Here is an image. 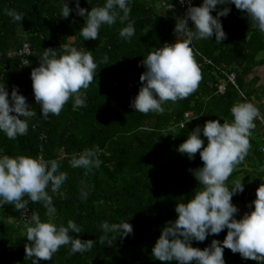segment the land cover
I'll use <instances>...</instances> for the list:
<instances>
[{
	"label": "trees",
	"instance_id": "1",
	"mask_svg": "<svg viewBox=\"0 0 264 264\" xmlns=\"http://www.w3.org/2000/svg\"><path fill=\"white\" fill-rule=\"evenodd\" d=\"M174 1L130 0L128 21L102 25L98 39L84 40L80 34L83 17L73 11L69 17L62 18L63 0H0V52L4 55L0 59V82L4 81L9 93L16 86L26 100L28 94L34 98L30 72L39 65L45 48L62 54L64 45L70 44L78 50L90 51L98 64L96 78L87 90H81L87 97L85 107L74 108V99H70L58 116L44 118L34 99L31 110L37 115L28 118L26 135L10 140L0 132V150L4 154L58 159L61 170L68 174L61 189L66 199L48 189L56 209L51 217L42 203H32L31 208L42 221L57 225L75 221L83 229L78 234L82 240L97 242L103 221H128L133 226L132 234L126 238L118 236L111 246L97 242L91 251L76 254H69V247L62 246L51 260H41L40 264H177L156 260L151 253L162 226L175 219L176 203L190 198L194 189L200 187L190 171L202 166L199 153L190 160L177 147L196 126L202 127L211 119H219L221 123L230 121L234 103L251 102L246 78L263 62L259 55L264 53V33L234 4L228 5L231 11L220 17L226 38L218 43L213 35L208 40H193L192 45L215 66L235 72L236 86L228 84L223 94L217 93L216 68L199 66L201 58L193 51L201 74L196 90L186 99L165 103L162 113L136 112L130 102L141 85L139 76L145 70L143 57L153 47L175 42L173 30L181 12L166 10L161 5ZM201 2L195 0L194 5ZM79 3L90 9L103 5L104 0H90V4L79 0ZM69 6L74 9L75 0H69ZM6 9L23 14L21 22H14L6 15ZM129 21L134 22L135 35L125 40L119 36V30ZM24 43H29L32 49L27 66H20L18 58H6L7 52L16 51ZM104 56L109 57L110 64L101 63ZM186 113H192L187 120ZM258 124L251 130L247 156L236 165L226 182L232 186L242 179L244 185L243 192L232 197L239 209L237 219L250 211L249 205L259 186L246 168L258 147L255 138ZM201 138L206 144L203 133ZM95 145L102 150L100 168L85 175V170L70 167L69 159L74 153ZM82 181L90 186L86 200L79 194ZM19 212L14 205L0 207V264H31L25 252V245L31 243L25 237L29 224L14 223ZM226 231L209 235L203 242L192 241V245L202 249L213 239L223 240ZM224 259L226 264H258L227 248Z\"/></svg>",
	"mask_w": 264,
	"mask_h": 264
},
{
	"label": "clouds",
	"instance_id": "2",
	"mask_svg": "<svg viewBox=\"0 0 264 264\" xmlns=\"http://www.w3.org/2000/svg\"><path fill=\"white\" fill-rule=\"evenodd\" d=\"M87 3L90 4V0ZM179 3L184 4L185 0H179ZM129 4L130 0H104L103 5L87 9L75 0L73 9L69 0H63L61 15L67 18L75 11L84 20L81 36L84 40H96L102 25L111 26L117 20L121 24L128 21ZM230 4H234L264 33V0H202L198 6L189 2L184 16L176 19L173 30L175 42L153 47L143 57L145 70L139 76L141 85L130 102L131 108L143 114L162 113L165 103L186 99L196 90L201 74L193 58L192 42L208 40L214 35L215 41L221 43L226 33L220 17L229 14ZM171 5L170 9L175 7ZM5 13L14 22L20 23L24 17L15 9H6ZM189 21L192 22L191 27ZM134 35V22L129 21L119 30V36L125 40ZM45 49L39 57V65L30 72L34 99L40 106L41 116H58L70 99H74V108L85 107L87 97L81 90L89 88L98 70L92 53L78 50L70 44L64 45L62 54H58L56 49ZM101 63L110 64L109 57L104 56ZM230 113V121L207 120L202 127L198 125L191 130L178 145L177 151L186 154L190 160L199 153L203 164L190 171L200 187L194 189L190 198L176 203L175 219L162 226L151 249L156 260L176 261L177 264H226L224 249L227 248L239 253L242 259L264 264V180L255 190L250 211L239 219L236 218L239 209L232 202V197L243 192L242 179L232 186L226 183L236 165L248 154L251 147L249 137L256 127L255 121L264 117L254 103L244 100L234 103ZM36 115L18 87L14 86L9 93L4 81L0 82V132L10 140L26 135L27 120ZM201 133L207 139L206 144ZM101 151L98 145L85 148L70 157L69 165L85 170L87 175L103 163ZM67 177L58 159L10 156L0 150V207L10 204L17 211H26L29 201L42 203L51 217L56 209L48 189L50 187L51 193L66 199L61 189ZM79 194L81 199L88 198L90 186L86 182H81ZM99 227L102 235L97 242L108 246L118 236L126 238L133 233V226L128 221H103ZM225 229L223 240L213 239L202 249L192 245V241L203 242L209 235L217 236ZM82 232L83 229L73 220L66 225H57L42 221L39 214H33L25 236L31 242L25 245L26 256L31 259V264H40L41 260H51L62 246L69 247V254L91 251L97 242L80 239L78 234Z\"/></svg>",
	"mask_w": 264,
	"mask_h": 264
},
{
	"label": "built area",
	"instance_id": "3",
	"mask_svg": "<svg viewBox=\"0 0 264 264\" xmlns=\"http://www.w3.org/2000/svg\"><path fill=\"white\" fill-rule=\"evenodd\" d=\"M189 2L193 5L195 4V0H185L184 4H180L179 0H175L174 2H162L161 5L166 10H175V9L180 10L181 17H182V16H184V14L186 12V8H187V5ZM171 4L175 5V7L172 9H170V7L172 6ZM190 25H191V21H189V27H190ZM191 47H192L193 51L196 52L201 58L199 66H213L216 68L217 73L219 75V82L216 85L217 93L223 94L226 91L228 84H232V85L236 86V73L235 72H228L224 68H220V67L215 66L213 64L212 60L210 58L206 57L205 55H202L201 53H199L194 45H191ZM31 53H32V49H31L30 44L24 43L16 51L7 52V54L5 56L8 59H11L14 57L18 58L20 66H27L28 65V57L31 55ZM3 57H4L3 53L0 52V59H2ZM27 102L30 106L33 105V102H34L33 95L28 94ZM191 116H192V113H186L184 118H185V120H187ZM258 120H259L261 129H262L263 134H264V119L260 118ZM183 124H184V122L180 123V126L183 127ZM42 138H44V136ZM259 152L261 153V155L264 156V143L259 147ZM39 157H42V156L39 155ZM24 199L27 200L28 197L25 196ZM31 204H32V202L29 201L28 206H27V210L19 212V218L14 222L16 225L21 224V223H26V224L31 223L32 215L36 214L35 211L31 208Z\"/></svg>",
	"mask_w": 264,
	"mask_h": 264
},
{
	"label": "crops",
	"instance_id": "4",
	"mask_svg": "<svg viewBox=\"0 0 264 264\" xmlns=\"http://www.w3.org/2000/svg\"><path fill=\"white\" fill-rule=\"evenodd\" d=\"M260 58L263 60L262 64L254 68L252 73L246 78V81L250 85L251 102L260 109L261 116L264 117V54ZM255 122L257 124L259 120L257 119ZM255 133L258 147L256 148V153L252 154V160L246 168L260 185L262 180H264V156L259 152V147L264 143V134L260 123L255 129Z\"/></svg>",
	"mask_w": 264,
	"mask_h": 264
},
{
	"label": "rangeland",
	"instance_id": "5",
	"mask_svg": "<svg viewBox=\"0 0 264 264\" xmlns=\"http://www.w3.org/2000/svg\"><path fill=\"white\" fill-rule=\"evenodd\" d=\"M262 54H260L259 56H261Z\"/></svg>",
	"mask_w": 264,
	"mask_h": 264
},
{
	"label": "flooded vegetation",
	"instance_id": "6",
	"mask_svg": "<svg viewBox=\"0 0 264 264\" xmlns=\"http://www.w3.org/2000/svg\"><path fill=\"white\" fill-rule=\"evenodd\" d=\"M264 54V53H263Z\"/></svg>",
	"mask_w": 264,
	"mask_h": 264
}]
</instances>
